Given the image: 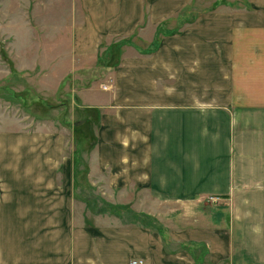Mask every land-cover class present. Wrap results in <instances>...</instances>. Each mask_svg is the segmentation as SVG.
Wrapping results in <instances>:
<instances>
[{"label": "crops", "instance_id": "obj_1", "mask_svg": "<svg viewBox=\"0 0 264 264\" xmlns=\"http://www.w3.org/2000/svg\"><path fill=\"white\" fill-rule=\"evenodd\" d=\"M89 1L94 22L87 26L112 29L94 17L103 3ZM248 2L249 11H233L231 39L221 44L232 68L216 103L204 97L208 91L178 87L176 75L160 73L154 61L162 49L136 54L150 57L148 71L122 57L120 94L91 103L101 115L88 176L101 177L93 186L103 187L110 204L109 193H119L117 203L151 224L82 226L70 159L7 155L0 264H264V0ZM144 12L126 6L122 30ZM169 43L174 59L177 41ZM167 77L173 84L160 87Z\"/></svg>", "mask_w": 264, "mask_h": 264}, {"label": "rangeland", "instance_id": "obj_2", "mask_svg": "<svg viewBox=\"0 0 264 264\" xmlns=\"http://www.w3.org/2000/svg\"><path fill=\"white\" fill-rule=\"evenodd\" d=\"M83 1L0 0V178L12 165L3 162L7 155H63L75 170L73 199L82 226L150 225L117 203L119 193H109L116 202L110 204L103 187L93 186L101 177L88 176L101 115L91 103L104 93L120 94L122 57L148 71L150 57L161 49L166 53L154 61L160 73L176 75L178 87L208 91L204 97L216 103L231 75L222 56L232 36L231 15L251 7L248 0H92L104 5L94 11L98 24L112 28L104 26V32L87 26L94 19ZM140 5L142 20L122 30L125 7ZM170 41L178 45L174 59ZM138 53L150 57L136 60ZM173 82L159 81L160 87Z\"/></svg>", "mask_w": 264, "mask_h": 264}, {"label": "built area", "instance_id": "obj_3", "mask_svg": "<svg viewBox=\"0 0 264 264\" xmlns=\"http://www.w3.org/2000/svg\"><path fill=\"white\" fill-rule=\"evenodd\" d=\"M129 264H145V262L142 259H132Z\"/></svg>", "mask_w": 264, "mask_h": 264}]
</instances>
